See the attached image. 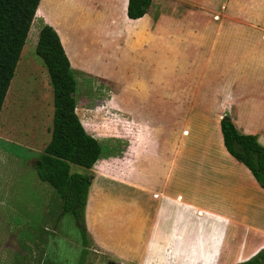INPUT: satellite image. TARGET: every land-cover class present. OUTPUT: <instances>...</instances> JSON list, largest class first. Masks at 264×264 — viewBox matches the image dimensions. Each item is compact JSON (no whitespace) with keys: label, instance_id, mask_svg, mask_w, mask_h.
Wrapping results in <instances>:
<instances>
[{"label":"crops","instance_id":"crops-1","mask_svg":"<svg viewBox=\"0 0 264 264\" xmlns=\"http://www.w3.org/2000/svg\"><path fill=\"white\" fill-rule=\"evenodd\" d=\"M68 1L35 18L60 41L57 29L67 32L74 72L109 93L87 109L96 113L75 109L107 147L90 170L87 250L116 264H237L261 251L264 189L227 152L220 121L264 147V0H151L137 19L127 16L128 0H94L122 73L86 60L101 37L77 45ZM52 202L66 213L61 198Z\"/></svg>","mask_w":264,"mask_h":264},{"label":"rangeland","instance_id":"rangeland-1","mask_svg":"<svg viewBox=\"0 0 264 264\" xmlns=\"http://www.w3.org/2000/svg\"><path fill=\"white\" fill-rule=\"evenodd\" d=\"M54 4L56 0H40L36 16H44ZM64 6L70 12L69 22L76 25L74 30H67L77 45L85 46L94 35L101 37L93 54L87 52L86 60L97 57L102 70L122 73L124 64L118 68L112 65V30L98 22L100 12L94 0H69ZM40 26L41 20L34 18L0 111V264H116L87 250L90 241L83 225L79 226L71 213L58 212L59 204L52 201L59 200V195L36 173L37 158L51 138L54 110L47 69L35 53ZM57 30L65 51L74 60L76 47L65 30ZM75 76L79 81L75 95L78 112L92 114L94 110L87 109L109 98L108 89L80 70H75ZM99 113L105 117L128 116L124 111ZM71 168L85 172L75 165ZM52 226L54 231L48 229Z\"/></svg>","mask_w":264,"mask_h":264},{"label":"trees","instance_id":"trees-1","mask_svg":"<svg viewBox=\"0 0 264 264\" xmlns=\"http://www.w3.org/2000/svg\"><path fill=\"white\" fill-rule=\"evenodd\" d=\"M40 0H0V111ZM151 0H128L127 16L142 17ZM35 53L46 66L53 95L50 141L37 158L36 173L63 200V210L83 225L87 194L95 163L107 147L87 133L75 111L79 81L57 32L41 22ZM74 94V96L72 95ZM227 152L245 165L264 189V147L255 136L241 134L228 117L220 121ZM75 165L85 172L72 171ZM237 264H264V248Z\"/></svg>","mask_w":264,"mask_h":264},{"label":"bare ground","instance_id":"bare-ground-1","mask_svg":"<svg viewBox=\"0 0 264 264\" xmlns=\"http://www.w3.org/2000/svg\"><path fill=\"white\" fill-rule=\"evenodd\" d=\"M37 9L39 10V8H37ZM16 71H17V70H16ZM13 79H14V78H13ZM10 91H11V90H10ZM7 95H8V94H7ZM8 97H9V95H8ZM8 97H7V98H8ZM7 98H6V100H7Z\"/></svg>","mask_w":264,"mask_h":264},{"label":"water","instance_id":"water-1","mask_svg":"<svg viewBox=\"0 0 264 264\" xmlns=\"http://www.w3.org/2000/svg\"><path fill=\"white\" fill-rule=\"evenodd\" d=\"M74 96V94H72Z\"/></svg>","mask_w":264,"mask_h":264}]
</instances>
